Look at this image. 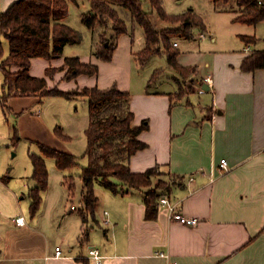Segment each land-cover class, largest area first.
<instances>
[{
  "label": "crops",
  "instance_id": "1",
  "mask_svg": "<svg viewBox=\"0 0 264 264\" xmlns=\"http://www.w3.org/2000/svg\"><path fill=\"white\" fill-rule=\"evenodd\" d=\"M14 1L3 0L1 12ZM189 8L198 13L194 5ZM234 13L233 21L237 15ZM208 36L216 40L206 25L204 29L195 27L191 37L174 41L180 49L179 63L196 68L190 77L197 87L181 99L171 98L170 94L178 91V84L170 78L161 81L158 77L148 85L156 68L135 77L134 72L138 74L142 64L134 53L144 47V33L142 45L135 49L129 26V32L119 36L110 61L118 67L123 55L124 66L127 64L130 70L119 83L120 88L132 94L134 123L139 125L145 119L149 122V128L140 134L148 146L132 155L131 170L142 172L160 165L166 176L179 177L163 195H168L184 215L197 217L199 222L188 225L171 219L167 208L159 205L156 216L147 218L144 193L139 190L126 194L111 191V195L104 193V198L98 196L95 212L87 221H83L80 212L75 213L77 206L72 208L75 204L69 207L62 199L50 207L44 198L32 216L28 213L30 204L20 200L23 187L1 176L0 264H164L167 259L157 256L159 251L168 252L170 260L180 264H264V67L254 71L241 67L244 58L256 49L257 40L250 43L244 40L240 52L215 51L208 58L202 53L201 61H192L189 57L201 52ZM67 45L61 58H32L30 73L46 77L48 85L55 86L67 70L64 64ZM77 53L74 55L82 61L99 63L100 71L91 76L80 74L68 84L80 80L82 84H77L76 89L111 86L112 81L101 80L107 62L94 55V48L89 56ZM48 67L63 70L49 76ZM206 76H211V84L206 82ZM13 96L24 98L29 104L40 97ZM222 158L228 160L230 169L217 175L215 166ZM35 184V181L28 184V189ZM19 216H24V224L17 223ZM106 218L110 222L106 223ZM55 226L62 231H56L60 244L52 250ZM58 246L62 257L55 255ZM91 248H97L103 255L101 262L89 257Z\"/></svg>",
  "mask_w": 264,
  "mask_h": 264
},
{
  "label": "trees",
  "instance_id": "2",
  "mask_svg": "<svg viewBox=\"0 0 264 264\" xmlns=\"http://www.w3.org/2000/svg\"><path fill=\"white\" fill-rule=\"evenodd\" d=\"M76 0H16L5 11L0 13V68L4 75V94L0 99L4 107L12 95L37 94L41 98L48 96H64L76 98L83 96L88 103L89 123L85 129L87 147L82 157L87 164L82 166L80 178L83 182L80 214L83 221L92 216L99 199L95 183L100 179L103 185L116 194H126L131 190L144 193L146 217L154 218L158 211V202L165 192H169L172 183L159 180L153 185V177L160 172V165L142 172H134L130 167V158L148 144L140 139V134L149 128L147 119L139 125L134 123L135 113L131 108L132 94L128 90L113 85L101 88L98 85L78 89L63 90L58 85L49 86L46 77L34 76L30 73L32 58L48 59L61 56L65 45L79 43L83 36L79 30L66 23L69 15V2ZM228 4L233 2L236 12L235 21L246 24H257L264 21V0H212ZM90 10L81 15L82 22L89 28L103 26L101 44L94 49V54L104 60H112L120 35L129 32L127 12L132 23L142 26L145 45L134 53L140 64H145L153 56L165 55L167 64L181 77L187 78L195 73L194 66H186L178 61L180 49L171 40L172 35L189 38L195 27L206 28L204 19L187 8L182 13H169L163 0H89ZM148 2L150 9L144 4ZM157 13L162 20L180 23L169 29H158L152 16ZM107 28L113 34L107 36ZM247 42H255L256 36L243 35ZM7 43V44H6ZM67 68L63 79L71 80L80 74L96 75L99 66L93 62L82 61L78 55L66 56ZM244 71H254L264 67V49H254L242 62ZM16 68V69H14ZM55 68L48 67L47 74L53 75ZM161 69H155L148 85L160 75ZM178 91L171 93L172 99H181L191 94L193 89L185 87L180 78H175ZM61 137L67 138L60 128L56 130ZM17 129L14 139L19 140ZM40 153L30 154L33 172L31 178L36 184L29 190L30 213L35 216L40 209L43 192L49 185V171L46 157L52 156L61 170L73 169L81 165V157L64 152L44 143L39 144ZM73 174L71 173L70 176ZM66 176V175H65ZM64 176V177H65ZM8 175L3 176L8 180ZM64 183L73 192L76 183Z\"/></svg>",
  "mask_w": 264,
  "mask_h": 264
},
{
  "label": "rangeland",
  "instance_id": "3",
  "mask_svg": "<svg viewBox=\"0 0 264 264\" xmlns=\"http://www.w3.org/2000/svg\"><path fill=\"white\" fill-rule=\"evenodd\" d=\"M0 0V9L2 5ZM164 6L169 13H182L192 4L196 7L198 13L204 19L205 24L210 29V33L216 37L215 41L211 38L205 40L200 47L201 52L192 54L189 58L196 62L202 60V53L206 54V57H211L216 52L224 53L227 51L240 52L244 48V34H251L257 37L254 48L264 49V21L255 24H246L233 21L235 13L231 11L235 4L230 2L223 4L222 2H211L210 0H163ZM146 9H150L148 2L144 4ZM227 9L230 11H219L218 9ZM89 0H76L69 2V15L66 18V23L79 30L83 36L79 43H70L67 45L65 54L68 56L81 54L82 56H89L91 49L96 48L101 44V32L105 29L103 26H97L96 29L89 28L82 22L81 13L88 11ZM217 9V10H216ZM1 12V10H0ZM128 22V25L132 27L134 34V48H140L143 43V29L142 26L137 23H132L130 16L127 12L123 15ZM158 29H169L180 25V23H174L170 21L162 20L157 13L152 16ZM202 29L201 27H199ZM107 36L111 38L113 34L112 30L107 28ZM182 35H172L171 40L182 39ZM125 39V38H124ZM123 39V41H124ZM7 44V43H6ZM121 44V42H120ZM119 44V45H120ZM123 45L120 53L122 54ZM95 55V54H94ZM61 56L54 58H61ZM96 56V55H95ZM99 58L98 56H96ZM103 62H107L101 71V80L103 82L112 81L111 86L116 85L120 88L119 83L123 82L125 76L129 74V67L127 64L124 66L125 61L123 55H120V60L117 63L112 64L111 60H104L99 58ZM95 63V62H93ZM99 66V63H95ZM120 68V69H118ZM154 68L161 69L159 79L161 81L166 78H170L174 84H177L175 77L180 78L185 87H191L194 89L195 81L192 77H181L175 73L167 64L165 55L154 56L151 61L138 67V74L134 72L135 77H142ZM62 68H57L60 72ZM100 71V66H99ZM196 71V70H195ZM55 73V72H54ZM174 74V75H173ZM86 76H91L84 74ZM53 76V75H49ZM4 75L0 68V95L4 94L3 87ZM63 83L60 87L70 89H76L77 84H82L80 80H75L68 84L69 80L61 78V81L57 83ZM160 81V82H161ZM207 82V81H206ZM56 83V85H57ZM109 86V87H111ZM108 88V87H106ZM83 89V88H82ZM78 89V90H82ZM201 89V86H199ZM195 96V95H194ZM197 97V96H196ZM204 98V96L202 97ZM7 107H4L0 99V177L3 175L9 176L8 180L11 183L18 184L23 187L20 194V200L22 203L29 205L31 198L28 192V184L34 183L29 174H32L33 164L30 154L32 152L40 153V143H44L51 147L57 148L67 153H71L81 157V165L79 167L67 170H61L56 165V160L52 156L46 157L47 167L49 171V185L48 189L43 192V199H48L52 206L59 204V201L77 206L75 210L76 214L80 212L83 207L82 192L83 182L80 178L82 166L87 164V158L82 157L86 147L87 140L85 136V129L87 127L89 115H88V103L83 96L76 98H66L64 96H48L37 99L32 104H29L28 100L24 98L14 97L13 95L8 98ZM24 108V109H23ZM67 135V138L61 137L56 131L57 128ZM17 129L19 140L14 139L15 130ZM158 175L153 177V185H156L159 180L171 182L175 179L173 175L166 176V172L160 167ZM71 173L73 174L72 176ZM64 175H66L64 177ZM64 179L67 183L75 182V189L73 192L65 185ZM29 180V181H28ZM74 185V183H73ZM95 190L97 195L101 198L105 197L104 193L111 195V190L103 185L100 179H97L95 183ZM54 209V207H52ZM51 210V209H50ZM48 210V212L50 211ZM28 213L30 214L29 210ZM59 230L58 226H55L53 232V240L51 241L52 250L55 245L60 244L59 238L56 234ZM62 247V245H59Z\"/></svg>",
  "mask_w": 264,
  "mask_h": 264
},
{
  "label": "built area",
  "instance_id": "4",
  "mask_svg": "<svg viewBox=\"0 0 264 264\" xmlns=\"http://www.w3.org/2000/svg\"><path fill=\"white\" fill-rule=\"evenodd\" d=\"M175 45H177V42H175ZM205 80L211 84V76H206ZM215 169L217 171V175H222L226 173L229 169V162L226 158H222L220 162L215 166ZM193 179V177H191ZM158 205L160 207H166L168 210V215L171 219L177 220L181 223L188 224V225H196L199 222V219L197 217H190L184 215L181 211L178 210L176 203L171 201L168 195H163L160 197ZM72 208H75V205H72ZM105 214H108V211H105ZM18 224H24L25 218L24 216H19L16 219ZM106 223L110 222L109 218L104 219ZM55 255L57 257H62L63 252L61 247L56 248ZM157 256L164 257L167 259L166 263L164 264H180L177 261H171L170 260V254L168 252L159 251L156 253ZM89 257L95 259L97 262H101L103 259V255H101L100 251L97 248H91L89 250Z\"/></svg>",
  "mask_w": 264,
  "mask_h": 264
},
{
  "label": "water",
  "instance_id": "5",
  "mask_svg": "<svg viewBox=\"0 0 264 264\" xmlns=\"http://www.w3.org/2000/svg\"><path fill=\"white\" fill-rule=\"evenodd\" d=\"M208 88V87H207Z\"/></svg>",
  "mask_w": 264,
  "mask_h": 264
}]
</instances>
